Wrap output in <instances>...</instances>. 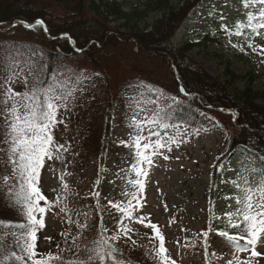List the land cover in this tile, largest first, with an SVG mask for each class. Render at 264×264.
I'll return each mask as SVG.
<instances>
[{"label": "rangeland", "instance_id": "374dc122", "mask_svg": "<svg viewBox=\"0 0 264 264\" xmlns=\"http://www.w3.org/2000/svg\"><path fill=\"white\" fill-rule=\"evenodd\" d=\"M118 1L123 5L124 10H128L140 0ZM170 1L176 3L179 0ZM250 9L256 8L253 6ZM243 14L244 10L238 0H202L201 4L188 13L170 43L177 47L187 41L193 42L194 46L188 52L191 61L212 76L219 77L222 82L226 83L227 78L224 75L226 67L239 75L252 72L255 76L252 86L263 92L258 102L264 105V55L261 54L259 47L264 45V37L248 35L245 32V36L232 35L230 43L228 35L222 28V24H227L232 32L240 29L237 27L236 19ZM221 15L225 19L219 22L218 17ZM160 17V11H150L144 18L136 21V27L148 29ZM111 24L121 31L126 30L123 20H116ZM0 31L7 38L20 40L36 38V34L24 25L14 29L5 26ZM206 34H218L220 39L217 42L205 40ZM250 42L252 47L248 46ZM253 48H256V51H253ZM98 60L101 68L94 73H100L101 76L99 78L93 76L83 95L76 100L74 108L69 105L72 110L60 114L65 120L66 127L65 124H60L53 130L55 140L68 149L62 150L63 160L46 159L45 166L41 169L40 186L49 200H55L57 194L62 191L63 182L60 176L65 172L72 173L71 176L66 177V180L71 192L79 193V196L69 195L67 203L70 208L80 207L81 211L88 212L91 218L86 221L83 216H73V219L88 223V228L83 230V236L78 239L81 255H84L82 250L85 246L92 247V242L99 238L101 215L103 226L109 229L105 235L113 234L119 213L115 209L111 212L107 210L111 207L107 205V200L111 199L113 203H117L126 199L121 192L135 191L127 187V181L136 178L131 170V164L135 163V160L130 156V148L119 143L121 140L127 142L131 131L128 127L129 113L122 100L127 85L129 82L138 81L150 84L155 89L150 95L158 94L163 90L165 103L160 105L161 108L171 103L168 98L173 97L176 91L174 74L166 63L154 56L137 54L134 45L108 47L100 53ZM243 85L244 81L240 80L228 86L237 89ZM15 90L19 92L22 88L16 87ZM143 100L145 103L148 101V99ZM107 108H111L112 115L111 140L107 143L101 168L104 171L101 172L98 151L100 133L97 127ZM222 114H225V110L213 109L204 113L203 117L210 123V127L200 131L199 135L181 126L182 129H188L187 136L183 137L184 142L179 146L172 145L171 152L167 148L159 150L163 155L169 156V159H163V155L152 157L153 166H146L148 176L142 177L145 187L140 205L137 206V211L133 212L132 219L125 220L127 226L132 229L129 233L131 240L128 236H121L117 241H109V244L117 249L115 256L122 255L132 264L133 262L160 264L158 259H153L155 255L153 247L158 248L159 240L155 238L154 231L147 226L150 221L160 229L165 238V248L168 250L166 254L177 260V264H226V260L231 259L233 253L242 260L250 258L251 249L248 252L237 253L224 237L219 236V231L222 230H228L230 234H238L236 230L226 227L228 220L224 216L228 204H234L235 201L225 200L224 197L238 191L231 180L237 178L238 171L242 167L240 160L232 159L225 164L226 173L232 179L215 186V197L212 200L209 201L207 195L211 183V168L217 157L225 151L228 139L222 128L218 126V121L220 123L228 121L227 116ZM88 120L91 121L89 128ZM155 130L164 132L161 128ZM2 131L3 129L0 128V132ZM169 132L171 134V129ZM78 146L80 149L77 148ZM145 151L150 152V150ZM9 172L10 168L0 163V177ZM97 180L101 182L99 185L96 183ZM0 183L3 181L0 180ZM94 189L100 192V209L95 207V199L87 195ZM226 192H229L228 195H222ZM101 209H104L102 214ZM57 212L58 209L54 208L51 213L46 214L45 227L37 232L38 253H57L58 243L61 248L67 247L61 236L62 232L70 230L71 235L76 236L80 231L76 225L68 224L64 214L57 215ZM141 216L145 217L144 224L139 223ZM0 219L14 223H21L24 220L18 209L6 206L3 191H0ZM233 222L238 220L234 219ZM4 231L11 232L15 229H0V234ZM204 231L209 233L207 238L203 236ZM133 240L135 244L132 243ZM68 243L71 244V239ZM241 243L245 242L241 241ZM255 250L260 252L261 256L252 258L253 264H264V244L258 242ZM12 252L18 253L19 250L9 235L0 248V264H18L10 258ZM63 256L66 260L74 258L72 253L67 251Z\"/></svg>", "mask_w": 264, "mask_h": 264}, {"label": "snow or ice", "instance_id": "6c2138e0", "mask_svg": "<svg viewBox=\"0 0 264 264\" xmlns=\"http://www.w3.org/2000/svg\"><path fill=\"white\" fill-rule=\"evenodd\" d=\"M253 6L256 10L247 13L246 21H239L241 28L235 32L231 31L229 25L222 24L230 43L232 35H246L244 28L250 29L255 36L264 37V32L261 31L264 30V0H245L246 8ZM219 19L223 21L225 18L221 15ZM21 23L28 29L44 26L42 19H36L34 23L27 21ZM45 31H47L46 27ZM248 46L252 47V43L250 42ZM259 47L261 54L264 55V45ZM0 48H7V51H0V128L3 129L0 132V145H2L0 163L10 168L7 175L0 177L3 181L0 183V191L5 193L6 206L18 209L24 218L21 223L0 219V229H15L0 234V248L10 235L19 250L18 253L12 252L10 258L18 264H107L108 260L113 261L114 264H125V261L117 259L114 254L117 249L110 245L109 241H117L121 236H128L131 240L129 233L132 229L127 226L125 220L132 219L133 212L137 211V206L140 205L145 187L142 177L148 176L147 167L153 166L154 163L152 157L163 155L160 149L167 148L171 152L172 145L179 146L183 143V137L187 136L188 129H182L177 123H168L166 117H161L160 105L165 103L163 90L154 99L145 103L142 97L146 93H153L154 87L143 81L129 82L122 100L129 113L128 127L131 131L127 142L121 140L119 143L130 148V156L135 160V163L131 164V170L136 178L127 181V187L135 191L121 192L126 199L117 203H113L111 199L107 200V205L111 206L107 210L111 212L115 209L119 213L113 234L105 235L109 229L103 226L101 215L100 236L92 242V247L85 246L82 250L84 255H81L78 239L83 236V230L88 228V223L73 219V216H83L86 221L91 218L88 212L81 211L80 207L70 208L67 203L69 195L79 196V193L71 192L66 180V177L71 176L72 173L65 172L60 176L63 182L62 191L57 194L55 200H49L40 186L41 169L45 166L46 159L63 160L62 150L68 149L58 143L53 136V130L58 125L65 124L60 114L71 111L69 105L74 108L76 100L83 95L93 76L99 78L101 74L88 75L86 70H77L67 65L53 67L51 62L44 65L41 71L35 62L36 51L27 49L29 55L25 59L21 56L22 49L18 42L13 41L11 46L5 42L0 44ZM252 50L256 51V48ZM40 55L42 57V53ZM16 87H21L22 91H16ZM137 89L141 91H136ZM180 91L184 92L185 89L181 87ZM168 99L172 104L177 103L174 96ZM157 128L164 129V132L156 131ZM196 135H199L198 131ZM145 150L150 152L146 153ZM244 154L245 159L241 161L242 167L238 171L237 178L231 180L238 191L224 197L225 200L235 201L234 204H228L224 216L228 220L226 227L236 230L238 234H230L228 230H222L219 231V236L224 237L237 253L248 252L251 249L250 258L242 260L233 253L232 258L226 260V264H253L252 258L261 256V253L255 250L257 243L264 244L262 239L264 237V155L253 152L247 147L244 149ZM163 159L168 160L169 156L163 155ZM219 159L220 157H217V160ZM223 169L225 164L221 163L218 170ZM100 171L103 172L104 169ZM96 183L99 185L101 182L97 180ZM87 195L95 199V207L100 209V192L94 189ZM54 208L58 209L57 215L64 214L68 224L76 225L80 231L76 236L71 235L70 230L62 232L61 236L67 247L61 248L58 243L57 253H38L37 232L45 227V215L51 213ZM103 210L101 209V214ZM234 219L238 222H233ZM139 223L144 224L145 217H139ZM147 226L154 231L155 238L159 240L158 248L153 247L155 253L153 259H158L160 264H177V260L166 254L168 250L165 248V238L157 225L149 221ZM208 235V231L203 232L205 238ZM69 239L71 244L68 243ZM241 241L245 243L242 244ZM132 243L135 244V241L133 240ZM205 243L207 244V240ZM74 249L76 251H73ZM66 251L72 253L74 258L66 260L63 256ZM127 264L132 262L129 260Z\"/></svg>", "mask_w": 264, "mask_h": 264}, {"label": "trees", "instance_id": "16d2710c", "mask_svg": "<svg viewBox=\"0 0 264 264\" xmlns=\"http://www.w3.org/2000/svg\"><path fill=\"white\" fill-rule=\"evenodd\" d=\"M140 1L124 10L118 0H0V28L12 24L15 20L28 23H34L36 19L44 21L43 27L31 29L36 38H7L0 32V44L7 42V45L11 46L13 41L18 42L22 49L21 56L25 59L29 55L27 49L36 51L39 56L35 62L41 71L44 65L51 62L53 67L67 65L77 70H86L87 74L91 75L101 68L98 56L104 49L128 45L136 46L137 54L162 59L171 73L173 66L177 72V78L174 79L178 88L174 93L177 103L162 108L160 115L167 118L166 122L186 125L199 132L210 127V123L201 113L217 108L234 112L235 124L231 123V114H222L227 116L226 123L218 121V126L226 133L228 141L223 155L216 160L210 172L211 184L207 192L211 199L215 196V184L231 179L226 173V168L218 170L222 162L232 159L244 160L246 147L264 155V105L258 102L263 92L252 86L255 77L252 72L239 75L226 67L225 83L192 62L188 52L194 46L193 42L187 41L177 47L170 45L171 37L185 20L188 11L201 0H180L176 3L170 0ZM240 1L246 8L245 0ZM155 10L161 12V17L156 19L149 29L136 27L137 20ZM254 11L247 7L244 16L238 17V23L241 20L246 21L247 13ZM116 20H123L126 30L121 31L111 24ZM20 25L17 24L11 29ZM45 27L47 35L44 32ZM243 30L254 34L250 29ZM61 33L68 34L70 39L59 36ZM204 38L213 42L219 40L218 35L206 34ZM70 43L80 50L72 48ZM0 51H7V48H0ZM240 80L244 81L241 88L228 86ZM179 86L185 91H179ZM155 97L156 95L149 94L144 99L151 100ZM110 120L111 108H107L97 127L100 133V166L107 143L111 139ZM87 123L89 128L91 121L88 120ZM77 148L80 149L79 146ZM116 257L127 264L128 260L124 256ZM107 264L114 262L108 260Z\"/></svg>", "mask_w": 264, "mask_h": 264}]
</instances>
